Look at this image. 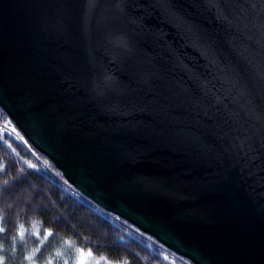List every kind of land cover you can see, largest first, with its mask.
I'll use <instances>...</instances> for the list:
<instances>
[{
	"label": "water",
	"instance_id": "95a60500",
	"mask_svg": "<svg viewBox=\"0 0 264 264\" xmlns=\"http://www.w3.org/2000/svg\"><path fill=\"white\" fill-rule=\"evenodd\" d=\"M0 108L165 249L264 264V0H0Z\"/></svg>",
	"mask_w": 264,
	"mask_h": 264
},
{
	"label": "trees",
	"instance_id": "16d2710c",
	"mask_svg": "<svg viewBox=\"0 0 264 264\" xmlns=\"http://www.w3.org/2000/svg\"><path fill=\"white\" fill-rule=\"evenodd\" d=\"M0 166L3 264H57L79 249L111 264H192L80 195L1 108Z\"/></svg>",
	"mask_w": 264,
	"mask_h": 264
},
{
	"label": "rangeland",
	"instance_id": "374dc122",
	"mask_svg": "<svg viewBox=\"0 0 264 264\" xmlns=\"http://www.w3.org/2000/svg\"><path fill=\"white\" fill-rule=\"evenodd\" d=\"M51 162V161H50ZM55 167V166H54ZM62 175V174H61ZM70 185V184H69ZM71 186V185H70ZM72 187V186H71ZM73 188V187H72ZM74 189V188H73ZM75 190V189H74ZM140 232V231H139ZM35 233H38L37 231ZM141 233V232H140ZM143 236H145L146 238H150L152 239L151 237L141 233ZM154 240V239H153ZM155 241V240H154ZM156 242V241H155ZM165 253H166V250L164 249L163 247V250ZM69 253L68 251H64L62 252V250H57V254H62V253ZM76 253H74L73 255V258H71V256L69 257L68 255L66 256H63L61 258H58V260L62 259V261L60 263H58L57 261V264H111L107 261H105L104 259L100 258V257H97L95 256L90 250H83V249H79L78 251L75 250ZM70 258H71V261H70ZM52 259L53 258H50L48 260V264H56V261L55 263L52 262Z\"/></svg>",
	"mask_w": 264,
	"mask_h": 264
},
{
	"label": "snow or ice",
	"instance_id": "6c2138e0",
	"mask_svg": "<svg viewBox=\"0 0 264 264\" xmlns=\"http://www.w3.org/2000/svg\"><path fill=\"white\" fill-rule=\"evenodd\" d=\"M12 131L15 132V128H13ZM2 168H3V166H0V170H2ZM0 230H2V229H0ZM0 264H3V262L0 261ZM81 264H82V262H81Z\"/></svg>",
	"mask_w": 264,
	"mask_h": 264
}]
</instances>
